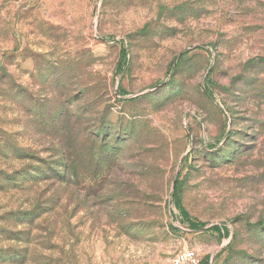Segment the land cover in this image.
<instances>
[{"label": "rangeland", "instance_id": "obj_1", "mask_svg": "<svg viewBox=\"0 0 264 264\" xmlns=\"http://www.w3.org/2000/svg\"><path fill=\"white\" fill-rule=\"evenodd\" d=\"M264 264V0H0V264Z\"/></svg>", "mask_w": 264, "mask_h": 264}, {"label": "built area", "instance_id": "obj_2", "mask_svg": "<svg viewBox=\"0 0 264 264\" xmlns=\"http://www.w3.org/2000/svg\"><path fill=\"white\" fill-rule=\"evenodd\" d=\"M170 264H201L200 254L194 249H184L173 255Z\"/></svg>", "mask_w": 264, "mask_h": 264}]
</instances>
